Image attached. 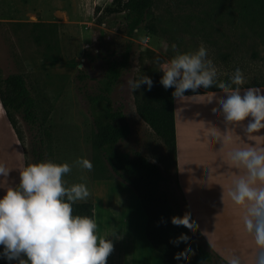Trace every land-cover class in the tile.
Returning <instances> with one entry per match:
<instances>
[{"label":"rangeland","instance_id":"obj_1","mask_svg":"<svg viewBox=\"0 0 264 264\" xmlns=\"http://www.w3.org/2000/svg\"><path fill=\"white\" fill-rule=\"evenodd\" d=\"M12 1L9 0V20L0 21V79L15 74L23 78L34 101L37 117L32 124L19 116L15 117L20 142L15 132L13 134L23 167L38 161L68 163L71 171L63 176L66 186L84 183L90 192L86 201L93 204L91 182L113 174L93 147L95 130L87 97L98 92L107 61L119 57L130 46L128 69L110 96L112 106L122 110L129 125V134L118 143V149L122 152H137L156 164L166 177L163 189L169 192L181 217L185 213L190 214L177 182L172 156L138 116L136 102L147 97L160 84L163 73L159 72L157 61H168L177 52H194L201 43L206 46L208 58L218 69V81L227 82L235 69L239 68L245 77V84L241 87L264 83V5L256 6L250 0H153L150 12L133 35L128 37L122 16L101 13L111 0H30L41 9L30 4L22 11H17L18 7ZM96 7L100 9L98 13L95 12ZM173 44L177 46L175 51L171 47ZM143 74L153 81L150 91L147 85H141L134 93L122 88L129 77L139 78ZM206 105L201 107L207 110L205 123L200 124L204 135L222 138L228 130L233 142L220 153L213 154L212 158L201 152V157L194 158L191 165H194L193 169L197 164L202 167L209 164V168L214 167L212 170L220 166H224L222 171L234 170L226 154L231 148L237 145L242 147L247 143L242 128L248 122L244 121L240 126H226L222 115L212 111L216 105H209V101ZM214 127L215 134L211 131ZM214 148L208 143L203 147ZM213 157H217V161H213ZM7 158V148L0 136V164L9 171L8 176L0 177V190L10 187L17 176L14 143L10 138L9 164ZM77 158L90 160L92 171L76 165ZM202 173L203 176L206 174L204 171ZM201 184L205 185L202 190L209 200L208 208L217 205L209 196H215L214 199L220 202L228 189L219 187L221 179L202 178ZM99 198L104 203L102 208L107 213L108 224L117 207L126 218L127 207L123 205L122 201L125 200L118 189L109 187ZM231 227L230 224L229 227H218L219 234L212 238L222 250L235 254L246 246L245 243L237 242L239 239L233 234L241 236L246 242L249 238L243 229L236 233ZM187 230L195 243L220 258L215 259L213 264L227 262L209 247L197 230ZM8 264H18V261L13 260Z\"/></svg>","mask_w":264,"mask_h":264},{"label":"clouds","instance_id":"obj_2","mask_svg":"<svg viewBox=\"0 0 264 264\" xmlns=\"http://www.w3.org/2000/svg\"><path fill=\"white\" fill-rule=\"evenodd\" d=\"M171 47L174 51L177 48L175 44ZM157 63L159 72L163 73L159 82L165 89H175L172 93L175 99L190 98L185 96L186 92L197 93L200 88L215 86L223 95L217 97V93H209L218 105L212 109L213 113H220L226 126H240L248 120L242 128L246 138L264 139V136L254 135L264 130V89L253 86L242 91L245 77L241 69L236 68L227 82L218 81V69L208 58L203 43L194 52H177L170 60ZM141 85H147L150 91L153 81L144 74L139 78L129 77L122 88L134 93ZM211 131L215 134V127ZM216 139L221 145L220 151L233 142L228 130L222 138L217 136ZM226 156L235 170L226 196L242 210L243 230L253 239L256 249L254 264H264V146L237 145ZM75 164L88 171L93 169L92 162L86 158H77ZM70 171L68 163L28 164L19 171L18 186L8 187L0 198V246L4 249L2 256L8 261L16 260L18 264H106L113 243L107 237L97 235L94 217L73 215V204L86 201L90 192L84 183L66 186L63 176ZM8 175V169L0 164V177ZM224 197L225 193L222 201ZM171 223L192 231L198 227L194 221L190 223L189 213L182 218L172 217ZM188 239L182 234L174 243H186ZM175 258L187 257L185 253H179ZM227 264H241L240 256L229 253Z\"/></svg>","mask_w":264,"mask_h":264},{"label":"trees","instance_id":"obj_3","mask_svg":"<svg viewBox=\"0 0 264 264\" xmlns=\"http://www.w3.org/2000/svg\"><path fill=\"white\" fill-rule=\"evenodd\" d=\"M250 1L256 6L264 5V0ZM152 5L153 0H111L109 6L101 13L122 16L126 34L131 37L150 12ZM99 10L98 7L95 8V12L98 13ZM129 56L130 46H127L119 57L109 59L99 82L98 92L87 97L95 130L93 147L101 154L113 176L128 185L139 199L146 218L145 238L161 255L162 264H213L214 260L219 258L215 253L195 243L186 227L171 223L172 217H181V214L178 206L173 204L169 192L163 189L166 177L160 168L137 152H122L118 149V143L129 134V125L122 110L112 106L110 96L128 69ZM253 86L264 87V83H254L241 89ZM174 91V88L165 89L159 84L147 97L136 102V112L163 142L176 166L172 96ZM204 91L220 90L214 86L210 89H199L197 93L186 92L185 96L203 94ZM0 105L20 142L15 117L19 116L28 124L34 123L37 119L34 101L20 75H9L3 80L0 79ZM113 176L104 179L110 180L114 178ZM72 207L73 215L93 216L91 201L76 202ZM182 234L189 238L188 241L174 243ZM3 251V246H0V264H8L10 261L2 256ZM179 253H185L187 258L176 259ZM221 264L227 262L223 261Z\"/></svg>","mask_w":264,"mask_h":264},{"label":"crops","instance_id":"obj_4","mask_svg":"<svg viewBox=\"0 0 264 264\" xmlns=\"http://www.w3.org/2000/svg\"><path fill=\"white\" fill-rule=\"evenodd\" d=\"M13 5L18 7L17 11H22L25 6L34 5L30 0H13ZM40 10V7H36ZM29 10L31 8L29 7ZM9 20V0H0V21ZM264 89V87H258ZM243 91V89H242ZM217 93V97L222 96L221 91H208L203 94H199V97L192 98L188 95L186 99L173 100V112H174V133H175V149H176V177L179 183V188L183 194L187 207L189 209L192 222H195L197 227V233L204 237L207 244L214 251H217L221 256L227 260L228 253L220 248L218 243L214 240L215 235L219 234L218 227H223L229 224L231 229L236 233L242 231L243 225L241 221L242 210L235 206L227 197H224L222 201L217 202L214 197L213 201L217 203L216 206L208 208L209 200L205 197L204 189L205 185L201 184L202 178L207 179H221V186L228 188L232 179L235 176V170L226 169L221 170L224 166L218 167L216 170L207 166L202 167L197 164L194 169L191 163L197 156L201 157V152L207 153L212 158L213 154L220 153V143L217 141L216 136H205L204 130L200 124L205 123V117L207 110L201 108L213 104L218 107L216 100L209 93ZM214 99V100H213ZM212 106V105H211ZM250 119V118H249ZM248 120H246V123ZM262 132L264 130H261ZM0 136L2 138L4 146L7 148L8 164H9V138L14 143V153L16 158L17 176L10 187H15L19 182V171L23 168L22 157L18 148L17 141L13 134V129L9 125L4 111L0 105ZM259 132L254 135L264 136V133ZM13 138V139H12ZM237 139V135H236ZM247 139V138H246ZM238 140V139H237ZM16 142V143H15ZM208 143L215 146L214 149H203L204 145ZM238 144V141H237ZM247 144H256L257 146H264V139L261 140H248ZM240 146V145H239ZM210 158V159H211ZM213 161H217V157H213ZM206 172L203 176L202 172ZM224 180V181H223ZM216 185V184H215ZM214 187H217L215 186ZM109 187L118 189L125 201H122L123 205H126L127 216L122 215L123 211L119 208L112 212L113 219L108 224L106 222L107 213L102 208L100 195ZM91 191L93 197V216L97 222L98 230L97 235L100 237H107L113 243V251L107 258L106 264H162L161 255L156 252L145 238V215L141 209L140 203L137 198L130 192L128 186L125 185L119 179H104L96 178L91 182ZM198 189V190H197ZM197 192L195 193L194 191ZM6 190H0V198L6 194ZM205 194L208 196L205 192ZM226 196V195H225ZM125 210V209H123ZM217 210V211H216ZM142 211V212H141ZM143 213V214H142ZM117 219H116V218ZM113 220V221H112ZM121 221V222H120ZM115 232V235H111ZM196 232V231H195ZM239 240L237 242L245 243L246 248L237 250L235 253L239 255L241 253V264H254L255 260V245L253 239L248 236L249 240L246 242L243 238L237 234H233ZM199 236V235H198Z\"/></svg>","mask_w":264,"mask_h":264}]
</instances>
